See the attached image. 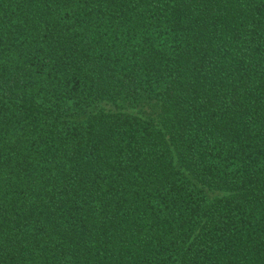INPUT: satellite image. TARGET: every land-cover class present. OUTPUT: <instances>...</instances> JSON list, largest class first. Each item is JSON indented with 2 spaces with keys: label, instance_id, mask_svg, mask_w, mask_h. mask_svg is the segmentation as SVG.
<instances>
[{
  "label": "trees",
  "instance_id": "obj_1",
  "mask_svg": "<svg viewBox=\"0 0 264 264\" xmlns=\"http://www.w3.org/2000/svg\"><path fill=\"white\" fill-rule=\"evenodd\" d=\"M0 264H264V0H0Z\"/></svg>",
  "mask_w": 264,
  "mask_h": 264
}]
</instances>
